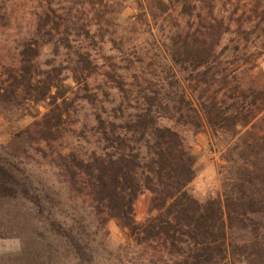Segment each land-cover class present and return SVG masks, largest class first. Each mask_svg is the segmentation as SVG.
Masks as SVG:
<instances>
[{
    "label": "trees",
    "instance_id": "obj_1",
    "mask_svg": "<svg viewBox=\"0 0 264 264\" xmlns=\"http://www.w3.org/2000/svg\"><path fill=\"white\" fill-rule=\"evenodd\" d=\"M128 1L140 13L123 22ZM40 5L17 65L0 72L5 103L47 105L15 136L20 148L0 149V201L22 204L13 220L21 249L1 264L113 263L99 239L110 219L147 264H264V85L244 67L256 39L264 48V0ZM207 129L234 143L221 196L202 202L189 191L196 156L185 132ZM29 151L53 182L20 172ZM146 192L140 223L136 202ZM6 227L3 217L0 238Z\"/></svg>",
    "mask_w": 264,
    "mask_h": 264
},
{
    "label": "rangeland",
    "instance_id": "obj_2",
    "mask_svg": "<svg viewBox=\"0 0 264 264\" xmlns=\"http://www.w3.org/2000/svg\"><path fill=\"white\" fill-rule=\"evenodd\" d=\"M3 2L7 6L11 25L4 27L0 24L1 73L5 72L6 68L17 65L19 58L16 47L34 33L36 17L42 7L40 5L41 0H4ZM139 13L135 2L128 1L122 13V21L130 22L136 19ZM261 45L262 42L256 39L255 45H252L256 48L251 49L253 52L256 50L255 55L250 56L248 65L244 67L247 69L248 67H255L254 72L259 74L258 83L264 85V48ZM10 101L5 103L0 98V149L6 153L11 152L12 148H20L14 140L15 136L32 122L40 120L47 111L45 103L36 105L27 101L22 107H17V104L12 102V98ZM185 137L196 156V175L189 186L190 193L202 202L221 196L222 175L227 164L226 153L234 140L222 134L215 135L209 129L200 134L185 132ZM26 147L30 150L29 144H26ZM30 154L32 153L29 151L28 159L23 162L17 160L16 166L19 167L20 172L25 173L32 180L42 176L45 181L53 182L55 178L49 167L43 162L38 165L33 155ZM58 189L62 198L65 199L67 196L66 187L59 186ZM150 197V194L146 192L136 202V214L140 223H143L147 218ZM18 201L5 200L6 206L0 201V220L4 217L6 228H8V230H4V237L0 238V264L18 253L22 246L21 240L17 236L18 230L13 223L15 216L18 215L22 207ZM25 205L29 215L28 222L31 225L34 220L32 207L29 202ZM105 230L107 235L99 238L103 242V248L105 246V249L114 252V255L120 259H116L113 263L107 261L106 264H147L140 258L141 248L130 237L129 232L119 227L114 219L108 221Z\"/></svg>",
    "mask_w": 264,
    "mask_h": 264
}]
</instances>
